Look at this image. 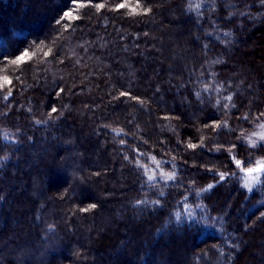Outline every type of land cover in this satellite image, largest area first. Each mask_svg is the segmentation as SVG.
Here are the masks:
<instances>
[{
	"label": "trees",
	"instance_id": "1",
	"mask_svg": "<svg viewBox=\"0 0 264 264\" xmlns=\"http://www.w3.org/2000/svg\"><path fill=\"white\" fill-rule=\"evenodd\" d=\"M263 117L264 0H0V264H264Z\"/></svg>",
	"mask_w": 264,
	"mask_h": 264
},
{
	"label": "rangeland",
	"instance_id": "2",
	"mask_svg": "<svg viewBox=\"0 0 264 264\" xmlns=\"http://www.w3.org/2000/svg\"><path fill=\"white\" fill-rule=\"evenodd\" d=\"M167 57H168V60L169 59L174 60V56L172 55H169ZM262 137H264V117L260 121H258L256 124H254L253 128L249 132L245 133L242 136L241 142L247 145L248 147L255 148V147L264 145V140L261 139ZM258 162H259V165H264V159H261V160L256 161L253 165L247 168L246 167L242 168L244 185L249 190H252L257 185V183L260 181V178L264 174V172H253V173L247 172V169H253V168L258 167L259 166ZM239 166H241V163ZM150 171L151 172L148 174V176H149V179L152 181L161 180L165 182L166 181L171 182L173 180V176L169 173L166 174V173H162L160 171L153 170V169H151ZM256 241H257L258 247L254 251H255L256 256H260V252L257 250H259L258 248L261 245H258V244L259 243L261 244L264 242V233ZM248 245H254V242L250 240Z\"/></svg>",
	"mask_w": 264,
	"mask_h": 264
},
{
	"label": "snow or ice",
	"instance_id": "3",
	"mask_svg": "<svg viewBox=\"0 0 264 264\" xmlns=\"http://www.w3.org/2000/svg\"><path fill=\"white\" fill-rule=\"evenodd\" d=\"M125 6H126L125 4H120V5H118L117 7H118V8H124ZM98 7L103 8L104 5H103V4H100V5H98ZM132 11L135 12L136 9L133 8ZM147 11H150V9H145V12H147ZM66 15H71V14L69 13V14H66ZM25 55H27V54L25 53ZM20 59L23 60V57H21ZM7 83L10 84L11 81H7ZM121 95H125V93H122ZM229 99H230V98H229ZM52 111L55 112L56 109L53 108ZM261 139L264 140V137H262ZM191 146L194 147V145H191ZM236 163H237L238 166L240 165V161H236ZM258 165H259V162H258ZM247 172H248V173H253V172H264V165H259L258 167L253 168V169H247ZM209 187H211V186H209ZM91 207H95V205H92Z\"/></svg>",
	"mask_w": 264,
	"mask_h": 264
}]
</instances>
